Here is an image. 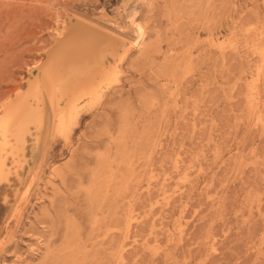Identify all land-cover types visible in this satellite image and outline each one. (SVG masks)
<instances>
[{
    "label": "rangeland",
    "instance_id": "rangeland-1",
    "mask_svg": "<svg viewBox=\"0 0 264 264\" xmlns=\"http://www.w3.org/2000/svg\"><path fill=\"white\" fill-rule=\"evenodd\" d=\"M128 17L117 84L0 185V264H264V0H0V105L65 22Z\"/></svg>",
    "mask_w": 264,
    "mask_h": 264
},
{
    "label": "bare ground",
    "instance_id": "bare-ground-1",
    "mask_svg": "<svg viewBox=\"0 0 264 264\" xmlns=\"http://www.w3.org/2000/svg\"><path fill=\"white\" fill-rule=\"evenodd\" d=\"M129 20L134 31L131 39H112L80 20L55 30L53 44L45 59L33 64L36 71H28L26 85L0 105V185L35 175L42 166L48 136H68L82 112L118 82L128 47L142 48L146 37L144 25L133 17ZM108 56L113 60L108 62ZM261 56L264 60V53Z\"/></svg>",
    "mask_w": 264,
    "mask_h": 264
}]
</instances>
